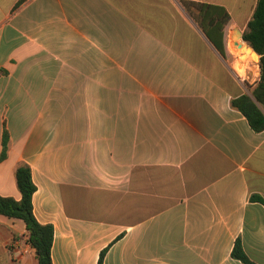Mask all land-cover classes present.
<instances>
[{
	"label": "crops",
	"instance_id": "1",
	"mask_svg": "<svg viewBox=\"0 0 264 264\" xmlns=\"http://www.w3.org/2000/svg\"><path fill=\"white\" fill-rule=\"evenodd\" d=\"M183 1L235 11L240 31L256 3L0 0V196L20 198L27 163L52 264H97L104 249L102 264H243L237 239L264 264V203L251 198L264 199V131L231 107L245 92ZM231 42L238 77L258 68ZM25 234L0 215V264H38Z\"/></svg>",
	"mask_w": 264,
	"mask_h": 264
},
{
	"label": "trees",
	"instance_id": "2",
	"mask_svg": "<svg viewBox=\"0 0 264 264\" xmlns=\"http://www.w3.org/2000/svg\"><path fill=\"white\" fill-rule=\"evenodd\" d=\"M182 3L187 9L190 7L195 9L198 27L218 54L224 60L226 52L228 56L230 52L236 58L237 54L231 42V35L229 38L225 36L224 45V28L230 22V15L226 9L220 5L195 1H183ZM242 39L259 56V78L251 90V95L242 93L235 96L231 98L230 105L244 115L255 132H260L264 131V0H256L251 17L243 29ZM8 139V132L4 128L0 161L7 156ZM15 181L20 198L16 200L13 197L0 196V215L23 221L26 242L34 249L38 264H52L53 227L51 224H40L33 214L32 196L36 186L32 180L31 168L27 163L22 162L17 165ZM251 198L264 203V199L259 196ZM105 252L106 249L101 251L97 264H102ZM231 256L243 264H255L246 256L239 239L234 243Z\"/></svg>",
	"mask_w": 264,
	"mask_h": 264
},
{
	"label": "rangeland",
	"instance_id": "3",
	"mask_svg": "<svg viewBox=\"0 0 264 264\" xmlns=\"http://www.w3.org/2000/svg\"><path fill=\"white\" fill-rule=\"evenodd\" d=\"M178 5L181 8L183 16L185 18H187L189 23L193 26V30L195 29V30L200 31V29L197 26V21H196L197 20V13H196L195 9H193V18H192V16H190L186 12V10L182 7L181 4H178ZM245 19L246 18L244 16H239L235 11L232 10L231 20L226 27V31H225L226 34L225 35H227L228 31H230V34H229V36H230L235 31V29L240 28L239 26H242L244 24ZM241 29L243 30L244 28H241ZM225 51H226V49H225ZM234 59H235V56H233L230 53L228 56V54L226 52L225 64L229 68L235 82L239 86L236 88V90H238L239 92H245L248 95H251V90L254 87V83L259 78V66H258V68H256V67H253V63H251L250 61L245 62V75L242 77H238L235 74V72L233 71V69L231 68V62H233ZM224 83L227 87L231 88V84L229 82L224 81Z\"/></svg>",
	"mask_w": 264,
	"mask_h": 264
},
{
	"label": "water",
	"instance_id": "4",
	"mask_svg": "<svg viewBox=\"0 0 264 264\" xmlns=\"http://www.w3.org/2000/svg\"><path fill=\"white\" fill-rule=\"evenodd\" d=\"M235 34L237 35V37L240 39V46H242V50L243 52L248 50L249 54L251 56L253 55H257L242 39V31H240L239 29H235ZM258 56V55H257ZM258 59H259V56H258ZM258 65H259V60H258Z\"/></svg>",
	"mask_w": 264,
	"mask_h": 264
},
{
	"label": "bare ground",
	"instance_id": "5",
	"mask_svg": "<svg viewBox=\"0 0 264 264\" xmlns=\"http://www.w3.org/2000/svg\"><path fill=\"white\" fill-rule=\"evenodd\" d=\"M239 40H240V39H239ZM250 56H251V55H250ZM251 58H252L253 60H256V59L259 60L257 55H253V56H251ZM258 66H259V65H258Z\"/></svg>",
	"mask_w": 264,
	"mask_h": 264
}]
</instances>
